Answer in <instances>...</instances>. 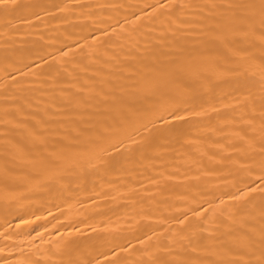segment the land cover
<instances>
[{
	"label": "bare ground",
	"instance_id": "6f19581e",
	"mask_svg": "<svg viewBox=\"0 0 264 264\" xmlns=\"http://www.w3.org/2000/svg\"><path fill=\"white\" fill-rule=\"evenodd\" d=\"M0 264H264V0H0Z\"/></svg>",
	"mask_w": 264,
	"mask_h": 264
}]
</instances>
